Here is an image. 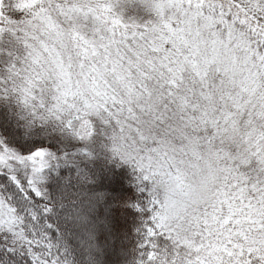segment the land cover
Wrapping results in <instances>:
<instances>
[{"label": "snow or ice", "instance_id": "1", "mask_svg": "<svg viewBox=\"0 0 264 264\" xmlns=\"http://www.w3.org/2000/svg\"><path fill=\"white\" fill-rule=\"evenodd\" d=\"M117 5L0 0L12 58L0 98L16 102L30 138H0L8 252L65 264L32 202L45 197L47 170L71 162L67 149L91 156L103 133L147 191L134 264H264V0H149L140 22ZM186 168L200 175L199 199ZM158 178L173 195L159 197ZM189 203L200 214L180 239Z\"/></svg>", "mask_w": 264, "mask_h": 264}, {"label": "trees", "instance_id": "2", "mask_svg": "<svg viewBox=\"0 0 264 264\" xmlns=\"http://www.w3.org/2000/svg\"><path fill=\"white\" fill-rule=\"evenodd\" d=\"M129 12L126 5L125 17ZM0 138L30 139L21 112L10 98H0ZM107 143L99 134L91 145V156L78 148L67 149L71 162L60 159L47 170L45 197L32 202V210L37 211L35 227L46 233L65 264H134L138 257L142 218L136 205L147 202V191L138 190L131 165L109 154ZM108 238L112 240L110 249L102 250L101 259H96L95 250L108 245ZM8 242V237L0 235V255L7 264H30L31 257L22 248L9 253Z\"/></svg>", "mask_w": 264, "mask_h": 264}, {"label": "clouds", "instance_id": "3", "mask_svg": "<svg viewBox=\"0 0 264 264\" xmlns=\"http://www.w3.org/2000/svg\"><path fill=\"white\" fill-rule=\"evenodd\" d=\"M149 3V0H119L120 5H133L138 4L144 7L145 11L148 12L149 9L145 7V5ZM194 169L186 168L187 173V182L188 184L193 186V199H199V182H200V175L194 174ZM157 188V194L161 199H165L168 196L173 195L172 186L170 184L164 183L162 178L157 179V183L155 185ZM176 199L181 200L183 196L180 193L175 194ZM201 208L204 207L203 204L200 205ZM199 215L200 213L196 211L195 206L189 203L188 211L184 214V223L183 227L178 232V238L185 239V238H192V233L190 231V226L193 221V215Z\"/></svg>", "mask_w": 264, "mask_h": 264}, {"label": "rangeland", "instance_id": "4", "mask_svg": "<svg viewBox=\"0 0 264 264\" xmlns=\"http://www.w3.org/2000/svg\"><path fill=\"white\" fill-rule=\"evenodd\" d=\"M137 5H138V4L129 5V9H131V12H129V14H128L127 17H125V15H124V12L126 11V5H117L116 10H117L118 12L122 13L124 19L126 18L127 20H135V21H137V22H140V21H142V20L147 19L148 16H149V14H148V12L145 11V9H144L143 6L138 5V6H140V7H138ZM0 47L3 48V51H0V73H2L3 70L6 69L8 63H9V62L11 61V59H12V58L8 55V51L11 50V45L8 43L7 38H5V41H4L2 44H0ZM9 98H10V97H9ZM10 99H11V98H10ZM11 100H13V99H11ZM13 101H14V100H13ZM17 106H18V105H17ZM18 108H19V106H18ZM19 110H20V108H19ZM20 112H21V110H20ZM101 136H105V137H106V135H104L103 133H101ZM106 138H107V137H106ZM74 148H77V147H74ZM106 149H107V152H108L109 154H111V152L108 150V148H106ZM75 150H77V149H75ZM111 155H112V154H111ZM97 199H98V198H96L95 200H97ZM93 206H94V205H93ZM91 208H92V206H91ZM91 208H89V209H91ZM85 218H86V217H85ZM80 219L84 220V217H81ZM98 222H99L100 224H102V225L104 224V222H102L101 220H98ZM90 235H91V234H90ZM107 242H108V245H100V246H102V248L97 247V249L95 250V252H96V254H97L96 259H98V260L101 259L102 255H103L102 250H105V249H107V248L110 249L111 244H112V240H111V238H108ZM88 245H90V244L87 243L85 246L88 247Z\"/></svg>", "mask_w": 264, "mask_h": 264}]
</instances>
